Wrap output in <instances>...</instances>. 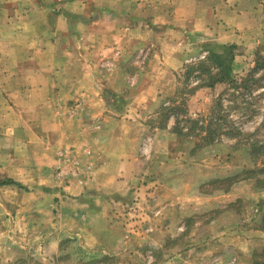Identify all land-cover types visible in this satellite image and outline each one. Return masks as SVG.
I'll list each match as a JSON object with an SVG mask.
<instances>
[{"label": "rangeland", "instance_id": "374dc122", "mask_svg": "<svg viewBox=\"0 0 264 264\" xmlns=\"http://www.w3.org/2000/svg\"><path fill=\"white\" fill-rule=\"evenodd\" d=\"M74 1L44 0L46 3L40 5L68 15L63 11L64 4ZM79 1L85 8L90 4L89 7L96 9V5L102 3L97 1L105 0ZM148 2L146 5L150 7ZM152 2L157 4L158 0ZM76 7L77 4L74 5ZM139 8L136 21L143 31L136 33L135 44L114 41L113 52L98 64V70L107 75L104 80L106 89H126L123 102L128 101L131 108L137 107V123H134L136 149L146 158L142 160L144 172L139 173L138 185L149 196L142 199L143 205L137 208L136 218L130 217L126 211L128 208H125L121 210L119 224L117 222L114 226L110 223L116 232V238H109L111 252L104 257L87 256L82 264H168V261L169 264H194L196 261L195 264H223L220 257L228 253L226 248L221 252L211 249L216 255L210 262L199 258L204 244L209 241L208 232L218 233L213 222L221 215L232 216L225 228H239L241 225L242 229L245 225L257 228L256 219L264 215V200H261L264 198L260 203L256 192L264 190V173L258 172V162H252L246 150L237 147V140L223 136L210 146L193 150L197 139L178 138L171 132L173 120L166 129H158L156 112L163 102L173 98L178 88L185 87L192 91L186 96L190 117L207 118L225 86L195 90L193 78L182 85L184 65L208 54L222 53L223 46H235L233 76L241 77L253 67L255 50L264 48V37L252 31L245 35V31H233L232 36L244 37L242 43L221 45L218 41L202 42L196 32L181 33L168 29L167 25H150V20L159 19L158 14L155 16V11L150 8L148 11ZM84 12V18H96L86 9ZM145 23L148 27L142 25ZM222 40L219 42L229 43L227 37ZM118 72L124 73V78H117L120 76ZM0 102L4 104L1 99ZM145 102L147 106L143 107ZM57 113L59 115L55 117ZM21 114L31 116L27 121L28 127L15 125ZM65 115L67 113L63 111L0 110L3 122L0 121V181L13 180L23 188L0 186V264H49V261L50 264H80V255H68L72 248L68 241L59 243L57 261L42 252L34 255L41 245L34 238L48 236L45 232L68 209V191H65L68 187V142L65 143L61 135L67 136L63 131L68 127ZM231 118L243 134H251L261 115L249 121L237 119L236 115ZM258 138L264 139V135ZM239 184L241 188L237 194L241 193L242 198L219 197ZM208 202H215L218 207L204 212ZM145 213L147 219L144 218ZM166 218L169 239L162 246L169 251L168 260L159 247L161 230L166 229ZM253 263L264 264V253L254 257Z\"/></svg>", "mask_w": 264, "mask_h": 264}, {"label": "crops", "instance_id": "0c3cea01", "mask_svg": "<svg viewBox=\"0 0 264 264\" xmlns=\"http://www.w3.org/2000/svg\"><path fill=\"white\" fill-rule=\"evenodd\" d=\"M78 1L64 4L65 15L42 7L44 0H0V99L4 101L0 110L67 113L68 127L63 130L67 136L61 135L68 142V209L45 232L48 236L34 238L41 244L34 255L42 252L57 261L59 243L68 241L72 244L68 255H80L82 264L87 256L104 257L111 252L109 238H116V232L110 223L119 224L125 208L136 218L142 199L149 196L138 185L146 158L137 152V107L123 102L126 89L105 88L107 75L98 70V64L113 52L114 41L135 44L136 33L143 31L136 21L138 7L158 14L159 19L150 20V25L196 32L202 42L236 45L244 37L232 36L233 31L264 37V0H158L157 4L155 0H105L97 1L102 3L96 9ZM84 9L96 18H84ZM225 37L229 43L219 42ZM119 75L124 78L125 74ZM19 117L15 125L28 127L31 116ZM240 188L241 184L236 185L219 197L242 198L237 194ZM256 194L259 200L264 198V190ZM212 203L204 212L218 207ZM230 218L221 215L213 222L218 233L208 232L209 241L199 258L210 262L216 255L211 249L226 248L221 263L254 264L253 258L264 253V215L256 219L257 228H225ZM164 223L159 247L168 260L169 251L162 246L169 239L167 218Z\"/></svg>", "mask_w": 264, "mask_h": 264}, {"label": "trees", "instance_id": "16d2710c", "mask_svg": "<svg viewBox=\"0 0 264 264\" xmlns=\"http://www.w3.org/2000/svg\"><path fill=\"white\" fill-rule=\"evenodd\" d=\"M234 49L235 46H223L222 53L208 54L183 67L182 85L193 78L195 90L225 86L216 99L213 112L207 118L192 119L186 104V96L192 91L178 88L173 98L163 102L156 112L157 128L164 130L173 120L171 132L178 138L197 139L193 150L210 146L223 136L237 140V147L246 150L251 161L258 162V172L264 173V160H261L264 158V139L258 138L264 135V48L255 50L253 67L238 78L233 76ZM232 115L244 121L261 115V120L253 133L243 134L241 128L236 127ZM0 186L23 189L13 180L0 181Z\"/></svg>", "mask_w": 264, "mask_h": 264}]
</instances>
